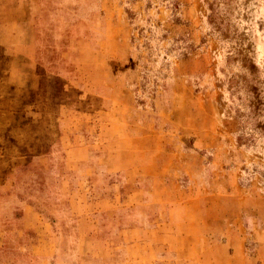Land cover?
I'll return each instance as SVG.
<instances>
[{
    "label": "crops",
    "instance_id": "0c3cea01",
    "mask_svg": "<svg viewBox=\"0 0 264 264\" xmlns=\"http://www.w3.org/2000/svg\"><path fill=\"white\" fill-rule=\"evenodd\" d=\"M43 15L44 0H0V264H264L260 222L253 235L244 234L241 224L239 232L228 224L216 236L207 229L213 222L200 218L198 206L172 196L175 188L152 186L160 175L155 172L158 157L129 147L131 109L113 107L119 77L103 72L88 80L93 88L77 85L82 81L71 77L70 67H84V53L92 44L75 22L59 23L45 42L39 33ZM106 19L96 33L102 41L106 37L99 45L113 47L116 24L112 14ZM41 49L59 54L44 57ZM54 80L61 86L58 103L48 90ZM70 90L77 92L79 103L99 105L90 112L72 106L66 97ZM3 142L18 149L19 142L37 148L42 142H60L69 173L55 191L48 154L9 153ZM119 173L126 183L141 187L122 197L113 180ZM149 180L148 186L141 182ZM23 190L32 195L25 197ZM121 208L130 210L126 220L119 216ZM166 222L172 236L152 232Z\"/></svg>",
    "mask_w": 264,
    "mask_h": 264
},
{
    "label": "rangeland",
    "instance_id": "374dc122",
    "mask_svg": "<svg viewBox=\"0 0 264 264\" xmlns=\"http://www.w3.org/2000/svg\"><path fill=\"white\" fill-rule=\"evenodd\" d=\"M110 14L117 33L113 47L99 45L106 37L102 41L96 33ZM61 22L80 23L88 43L103 46L101 52L87 49L84 67L72 65L71 77L88 90L94 85L91 77L103 72L119 77L113 107L131 109L129 147L158 157L155 172L160 175L152 186L175 188L172 196L198 206L200 218L213 222L207 229L216 236L228 224H235L237 232L241 224L244 234L253 235L257 221L264 230V0H44L42 40L51 39ZM56 53L40 50L44 57ZM49 85L58 103L61 86L56 80ZM66 94L72 106L84 111L99 105L79 103L75 90ZM11 143L3 142L9 153L50 156L56 191L69 173L60 142H42L38 148L19 142L21 149ZM113 180L124 198L141 187L126 183L122 173ZM141 182L148 186L150 180ZM23 191L27 198L32 195ZM164 213L167 220L170 207ZM128 215L129 209H120L122 220ZM158 224L152 232L172 236V225L166 222L160 231ZM248 247L253 251L255 243Z\"/></svg>",
    "mask_w": 264,
    "mask_h": 264
}]
</instances>
